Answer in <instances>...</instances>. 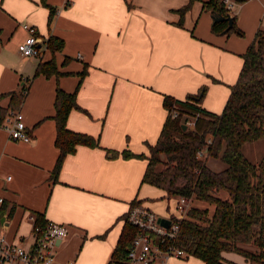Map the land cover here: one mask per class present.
Returning a JSON list of instances; mask_svg holds the SVG:
<instances>
[{"label":"crops","instance_id":"crops-1","mask_svg":"<svg viewBox=\"0 0 264 264\" xmlns=\"http://www.w3.org/2000/svg\"><path fill=\"white\" fill-rule=\"evenodd\" d=\"M189 1L0 0V107H11L12 93L21 91L23 77L30 83L18 107L31 139H14L0 126V194L8 239L30 241L29 216L39 213L68 230L56 240L54 264H107L132 201L161 209L166 191L142 182L147 160L110 156L108 149L146 153L142 141H157L168 114L165 94L185 99L204 88L200 105L221 113L262 14L259 3L255 13L246 6L237 15L247 36L216 33L214 13L204 7V0H194L179 24L178 9ZM50 7L56 12L48 21ZM26 25L37 28L42 56L20 53L19 46L29 37ZM51 34L64 39L63 49L54 55L45 48ZM53 56L65 73L35 75L39 62ZM84 68L87 73L77 92L80 107L71 110L67 125L95 136L99 145H78L66 155L55 179L56 89L74 91ZM234 253L224 256L233 264H249ZM167 264L206 262L186 255Z\"/></svg>","mask_w":264,"mask_h":264},{"label":"trees","instance_id":"trees-1","mask_svg":"<svg viewBox=\"0 0 264 264\" xmlns=\"http://www.w3.org/2000/svg\"><path fill=\"white\" fill-rule=\"evenodd\" d=\"M42 1L46 4V0ZM193 1L178 9L179 24L183 23ZM203 2L204 7L213 13L230 14L223 0ZM55 12V8L50 7L48 21L52 20ZM231 15L234 19L231 28L225 31L227 20H214L212 30L244 35L237 25V15ZM47 46L54 55L63 49L64 39L51 34L47 38ZM243 57L238 79L231 86L221 113L200 105L204 88L185 99L165 94L163 105L168 114L157 141L149 144V153H136L129 148L122 151L108 149L110 156L121 154L125 158L146 159L142 182L162 188L168 197L184 195L191 199L188 213L181 220L176 243L188 252L187 255L196 256L206 264H233L224 256V252L228 251L242 254L249 264H264V156L254 162L243 152L244 144L264 138V29H257ZM64 73L59 70L53 56L39 62L35 75L58 76ZM86 73L87 68L79 73L81 79L74 91H67L61 86L56 89L53 118L56 120L55 143L59 155L52 170L55 179L66 155L75 152L78 145H99L95 136L73 130L67 125L71 110L80 107L77 92ZM24 98L21 91L13 92L11 107H0V121L9 108H17ZM195 116V125L184 128L186 120ZM209 138L211 142H208ZM200 149L206 151L204 157L198 156ZM210 156L221 159L226 167L221 170L211 168L207 163ZM4 203L1 213H4ZM136 204L141 202L135 199L131 207ZM127 217L128 212L110 259L125 258L132 239L139 232ZM36 221L44 224L47 220L37 213Z\"/></svg>","mask_w":264,"mask_h":264},{"label":"built area","instance_id":"built-area-1","mask_svg":"<svg viewBox=\"0 0 264 264\" xmlns=\"http://www.w3.org/2000/svg\"><path fill=\"white\" fill-rule=\"evenodd\" d=\"M230 14H234V0H223ZM29 31L28 39L19 46L23 55H43V42L39 43L37 28L26 25ZM45 42V40H44ZM47 47V41L45 48ZM81 57V55H79ZM21 92L27 95L30 88L28 78H22ZM176 113H174V116ZM199 114H197V117ZM196 116L186 120L187 126L193 127ZM0 126L6 129L14 139L29 141L31 134L24 121V114L20 107L10 108ZM212 139L209 138L208 142ZM206 151L200 149L198 156L204 157ZM11 175L7 177L10 179ZM175 210L168 211L166 215H160L154 209L143 204H136L128 211L127 220L139 229L132 239L125 258L109 259L107 264H167L169 259L182 258L188 252L178 245L181 220L186 217L191 205V199L184 195H176ZM5 198L0 194V218L4 215L1 208ZM170 219L169 225L161 223L159 217ZM32 221V239L30 241H12L4 234L5 225L0 220V264H54L56 259V240L68 234L63 223L47 220L44 224H38L36 215L29 216ZM7 220V219H6ZM68 264H74L69 261Z\"/></svg>","mask_w":264,"mask_h":264},{"label":"rangeland","instance_id":"rangeland-1","mask_svg":"<svg viewBox=\"0 0 264 264\" xmlns=\"http://www.w3.org/2000/svg\"><path fill=\"white\" fill-rule=\"evenodd\" d=\"M234 1H235V4L233 6V11L235 12L234 14H236V15H239L242 8H244L246 6L250 9V12L255 13L260 8L259 3L262 4V6H261L262 7V14L260 16V23L258 25V28L261 27L262 29H264V0H252V1L249 0V1H245V2H238L237 0H234ZM248 19H249V15H247L246 20H248ZM261 22H262V24H261ZM237 25L239 26L238 20H237ZM244 35L247 36L246 31H244ZM244 35H241V36H244ZM29 78L32 80L33 76H31ZM22 81L23 80H21V83H22ZM137 121L138 120H134L133 122L136 123ZM142 143L145 144V146L147 148V152L146 153L140 152V153H145V154L149 153V144H153L154 142L151 143L149 141L143 140ZM130 150H132V149H130ZM243 152H244L245 156L248 157L250 160H252L254 162L259 161L264 156V138L258 139V140L252 141V142H247L243 146ZM207 163L211 168H213L215 170H221L224 167H226V163H224L221 159H219L217 157H213V156H210L208 158ZM175 203H176V197L175 196H171V197L166 196V197H164V199L162 201L159 202L161 209H159V208H156V209L153 208V209L156 212H158L160 215H166L167 211H168V206L170 207L169 208L170 211L175 210ZM194 203L197 205L199 204V203H196L195 201H194ZM233 255L235 257H237L238 259H242V257L238 253H234Z\"/></svg>","mask_w":264,"mask_h":264},{"label":"water","instance_id":"water-1","mask_svg":"<svg viewBox=\"0 0 264 264\" xmlns=\"http://www.w3.org/2000/svg\"><path fill=\"white\" fill-rule=\"evenodd\" d=\"M213 17H214L215 21H222V20L228 21V26L226 27L225 31H227L229 28H231L234 25V19H233V16L231 14L222 15L219 13H214ZM183 127L187 128V124L186 123L183 124ZM0 220H1L3 225L8 224V222L6 221V216H2L0 218ZM158 220L165 225H169V223H170V219H167V218L162 217V216H160Z\"/></svg>","mask_w":264,"mask_h":264}]
</instances>
